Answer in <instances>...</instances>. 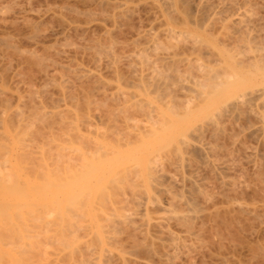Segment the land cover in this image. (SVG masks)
Returning a JSON list of instances; mask_svg holds the SVG:
<instances>
[{
	"label": "rangeland",
	"instance_id": "1",
	"mask_svg": "<svg viewBox=\"0 0 264 264\" xmlns=\"http://www.w3.org/2000/svg\"><path fill=\"white\" fill-rule=\"evenodd\" d=\"M98 1L99 0H0V91H1V93L3 92L2 94H0V97L1 96L4 97V99L2 97V100L4 102H5V100L6 101L8 100L6 103L10 104L12 106V109H15L20 104V102H18V95H20V96L23 95V97H24L23 104L21 103V105L23 106L25 104L23 106V108L25 110H27V109L29 110V108H25V107H28V106L30 107L29 101H32L34 98H35L34 100L37 101V102H33V103H36L35 105H37L38 103H40L39 105H41L42 107L46 105L45 106L46 111L48 112L47 113L48 117H46L47 119L44 118L43 120H41V121L39 120L34 124V129L40 130V133H42L44 135V137L47 136L46 134H48V132L51 130L52 127H53L52 128L53 133L61 131L59 128H61V125L63 123L65 124V121H62L63 123L60 122L62 119L66 120L67 124H70V123L74 124L75 130L77 128V125L80 124L82 131H83V130H85L88 123H85L87 125L84 128L81 125V121H83V119L86 120V118H87L86 115L92 116L94 114L96 116L95 118H93L95 121H93V119H90L89 124H90V126L92 124L91 127L97 126L98 129L100 127H103L100 129L102 131L106 127H108V119H107L108 114L107 113H109V111L110 112L113 111V109L118 112L119 108H120V111H123L122 114L119 113L121 116L124 115V116H129V117L131 116V117L137 118V116L140 114V112L138 114L137 110L129 108V107L127 108V114L128 115L126 114V112H125L126 115L123 114L124 113V109H123L124 103L121 102L122 101V98H121L122 94L119 95L116 92V90H117L116 85L117 84H120L121 87H124L126 84L125 88L128 90H130L129 88H131V90H132V87L136 86L138 84L136 86L137 89H136V87L134 88L135 95L136 94H138V95L145 94L146 95V93H148V95L152 98L153 97L159 98V100H161L160 102H162L163 104L166 102H169L171 100V97L173 99H175V97H176L177 100L176 99L174 100V102L176 103L174 105L175 107L173 106L174 109L177 106L179 107V105H181L179 103V102H181V100H186L185 102L187 104L188 98L184 99L185 96L183 94L185 93V91H186L185 88L189 85V83L190 84L193 83V81L189 80V79L193 78L191 75L192 72L189 73L190 71L188 70V73H186L187 70H185L183 68V67H185V60H184V63L180 64V62H176L177 59L175 61H172V59H171L172 56L174 55V53L178 54L179 56L175 55L176 57H174V59L178 58V61L183 60L184 59L183 57H185V58H187V57L188 58L189 57L194 58L195 57L196 58L198 56L199 58H201V60H200L197 57L200 61H202V60L205 61L202 63L207 62V64H208L209 58L212 61V59L214 60V58L217 56L212 57L213 54L211 56L209 54V52L207 53L209 55H207L205 53V51H207L206 48H207L208 44H206V47H205V46H203L204 43L202 45L200 43H197V45H195V43L192 44L193 42H190V40L188 41L186 39L187 37L185 38V36L189 37V35H186V33L183 34L184 33L183 31L185 30L184 27H186L185 31L189 30L191 32L192 30H194V34L203 35L201 33H203V29L205 28L204 26L207 25V26H209V28H207V26H206V29H204V30L208 29L207 32L205 31L206 32L205 35L207 33H210L208 36H211V40H212V38L219 36L220 33H223V32H220L221 31L220 29L223 28V26L221 27V25L224 23V21L230 20V21H228V23L229 22L231 23L228 25L229 29H225V30H227V31L229 30L228 32H231L233 35H237V34L239 35V33H243V35H244V32H245L244 36L241 34L243 36V38H239L242 36L237 37V38H239V40H237L238 41L237 43H236V41H233V42H235L234 43L235 46L237 44H240V49L243 48L242 47L243 44L241 46V43H243V42L239 43V41L241 39H244V41H245V40H247L246 38L249 39V37H250L249 41L251 39H253V41L255 42L254 43L252 40L250 41V42L254 43L253 45H255L256 43H259V42H256L258 40L261 41V43L264 42V0H229V1L228 0H225V1H223V0H205V1L204 0H202V1L184 0L185 4H186V2H187V5L191 4L188 6H185L183 4L184 8L186 7V9H185L186 11L189 9L188 10L189 12H187L189 15L187 13H185L186 11L184 12L182 10V9H184L183 6L181 5V2H183V1L180 2V0H177L178 5H176V6L177 7L180 6L178 8L177 7L173 8L172 6H174V5L169 0L168 1L167 0H125V1L121 0L123 2L127 1L129 5L132 4V5H130L132 7L131 10L127 11V13L125 12V14L123 13L122 14L123 16L121 15L122 17L120 16V14L114 15L115 12L117 14V11L119 13L118 9L123 8V7L118 8L119 5L117 3L121 2L120 0H117L118 2H116V1L114 2V0H111V1L105 0L104 2H106V4L104 2H103L104 4H102V3L100 4V2L98 3ZM221 1H223V2H221ZM168 2H170V5ZM108 3H110V4H108ZM113 3H115L118 6L115 7ZM221 3L222 4L224 3V5H226V6L224 7V5H223V7L222 6L220 7V5H222ZM228 3H230L231 5ZM199 4H201V5H199ZM227 4L229 7L227 6ZM249 4H252V5H249ZM262 4H263V6H262ZM195 5H199L202 8L201 7L195 8L196 7ZM107 6H109V7H107ZM190 6H191V8H190ZM187 7H189V8H187ZM115 9H116V11L113 12ZM208 10H209V12H208ZM168 13L172 14L171 16L175 17V18H172L171 16H169ZM175 14H176V16H175ZM246 14L248 16H244L245 18L244 17L243 18L246 20L247 18H250L249 17V15H250L252 18V19L250 18V20H252L253 22L249 23L247 21L249 19L244 21V19L242 17H241L242 19L239 17V19L243 20L241 22L242 24H240V25L238 24L240 27H238V25L236 24L237 28L240 29V31L238 29H237L238 32L234 31V30H236L235 24H234L235 29L233 27V23L235 22V19H237V17L239 15L241 16V15H246ZM254 15H255V17H254ZM168 18H170L171 20H169ZM189 18L191 21L188 20ZM214 18H216V19H214ZM232 18H235V19H232ZM211 19L216 20L215 21L216 23L214 21L210 22L209 20H211ZM231 19H232V21H231ZM175 20H176V22H175ZM255 20L258 23V24L256 23L257 26H255V24H254L256 22ZM180 21H181V23H179ZM199 21H201V22H199ZM221 21L223 23H221ZM209 22L211 23L210 25L208 24ZM225 22H227V21H225ZM243 22H247L244 25V27L247 26L246 28H244L245 31H243L244 30L243 29ZM212 23H214V24L212 25ZM262 24H263V26H262ZM223 25H225V24H223ZM231 25H232V27H231ZM250 25H251V27H250ZM198 26L200 29L196 28ZM165 27L166 28L169 27L170 29L172 28L174 30V32L172 30L173 34L176 33V31L179 32L180 30H182L183 33L180 32L181 34L180 33H178V34H180V36L184 37L183 39H186L187 42L184 41V43H183L182 40L180 41L181 37L179 35L178 36L174 35L175 37L172 35L173 36L172 38L174 40L172 42H174V43L170 42L173 47L170 46V43H169L170 40L168 38L171 36L170 34H172V33L168 34L169 37H167L168 36L167 33L164 35H163V33H161V32H164L161 30L164 29ZM230 27L233 28L231 30L234 32L230 31ZM261 27H262V30H260ZM148 29H150V30L148 31ZM170 29H169V31H170ZM175 29H176V31H175ZM196 29H199V30H196ZM246 29H248V31ZM107 30H108V32L112 31L111 33L109 32L110 33V35H109L110 39L106 38L108 36L105 34V32L107 34H109L107 32ZM254 30H255V33H254ZM227 31H224V32H227ZM144 32L145 33L146 32L147 33L152 32L154 34H155V32H156V34L158 33L157 38L158 39L160 38L159 42L162 40L161 42L164 43V45H163L157 41L158 42L157 45L155 44L157 46V48H155L154 51H152V49H150V48L148 49L149 53H147V51H146V54L148 56V59L146 60V62L150 61L152 56H153V59L155 57L158 58V61L157 62L155 61V63L149 62V64H148V62H147L148 65L151 64L150 66L153 65L152 68H154L155 66H157L159 64V66L161 67L160 69L158 68L159 70L167 67V68L162 70V72H165L164 74L166 75L165 76L166 78H163L165 80L161 79L163 81H160L158 83V84H160L162 82L161 83V85H162L163 82H165L166 87L162 86L163 87V89H162V87H160L161 85H159L160 90H158L157 86H155V85H157V83L154 84V86L158 90L159 94L157 92H155L156 89L154 90V88H150L153 85L150 87L148 86L150 89H147V85L149 84V82L146 84L145 88H142L141 84H140L141 85V87H140L139 81H138L139 79L136 77V76H138L137 74L139 73L137 71H139L141 69L140 65H142V68L145 66V64H143L144 63L143 61H142L143 63L140 64L141 63L140 61L142 59L139 57L144 56V58H146V56H145L146 54L140 55V56L138 55V58L140 59V61L138 63H136L137 61L136 62L134 61V60H138V59H135V58L130 59V60H132V62L130 61L132 64H134V62H135L137 65H135V64L131 65L127 59L122 58L123 60L117 61V63L119 62L118 65H117V63H116V66L114 65L116 68L113 69L114 66L113 65L111 66L110 69H113V70H110L109 69L110 66H108L109 63L112 62L111 57L108 58V56H111L112 52H115L117 55L121 56L123 53H124L123 55H125V54L130 53L131 50H135L134 49L135 47L139 48L140 46H143L144 43H143V40L140 39L141 38L140 34L142 35V33H144ZM165 35H167V36H165ZM247 35L248 36L250 35V36L247 37ZM252 35H253V37H252ZM255 35L258 37L261 36V38H260L261 40L259 38H257L258 39L257 40ZM165 37H167V39ZM220 37H222V36H220ZM172 38H171V40H172ZM208 38H210V37H208ZM254 38H255V40H254ZM91 39H94L96 42L93 43L94 40H91ZM97 39L101 40V43L103 40L105 42L108 40H112L111 42H113V41L114 42H113V46L111 48L112 52L108 51L109 53H107L108 54L107 55L106 53H103V51L105 52V50H102V53H101L102 59H100V61H98V62H94L91 59V54L94 51L96 52V50H94V48L96 47L94 44L99 42L97 47L99 49H101L99 47L100 41H97ZM176 39H178V41H180L178 46H177L178 41H176ZM215 39L216 38H214V40H212V41L216 42V45H218L217 41H218V39L221 41V39L219 37H217V39H216L217 41ZM262 39H263V41H262ZM86 40L88 41V44H87ZM166 40H168L167 41L168 44H167V42H165ZM104 41H103V43H105ZM82 42H83V44H82ZM188 42H190L191 44H189ZM231 42H229V43H231ZM90 43L93 44V45L91 44L93 49L90 48ZM226 43H220L218 46L220 47V45L222 44L223 47L221 45V48H224L226 50L228 48H230V50H231L233 48L232 46H234V45H231L232 43L231 44L228 43L229 45H227ZM158 44H160V45H158ZM224 44L226 45V47L228 46V48L224 47ZM251 44H250V46H253ZM137 45H140V46H137ZM230 45L232 48L230 47ZM162 46L165 47V49ZM167 46H169L168 47L169 49L167 48ZM210 46H209V48H210ZM98 48H97V51L99 52ZM153 48H154V46H153ZM209 48H207L208 51H210ZM257 48H260V47L257 46ZM235 49H234V51H236ZM237 49L239 50L238 45H237ZM244 49H246V48L244 47ZM162 50H163V52H162ZM100 52H101V50H100ZM199 52H200V54H199ZM115 53L112 54L113 55L112 58L116 55ZM243 53H246V52H243ZM150 55H152V56L149 57ZM89 56H90V58H89ZM161 56H163V57H161ZM44 57L46 60L44 59ZM41 58H43V59H41ZM39 59L43 60V62L39 61ZM47 61H49V62L47 63ZM144 61H145V59H144ZM215 61L213 63L212 62H209V63L216 64V62L218 60L216 62ZM171 62H173V63L175 62L176 66H177V64L179 65L176 67L178 69V71H180L182 69L185 70V71L180 72V74H179L182 76L181 73H184V74L186 73V76L184 75V78L179 79L178 78L179 75L176 77L175 74H178V72L177 73H175V71L169 72V69H171L169 64H171ZM167 63H169V64H167ZM173 63H172V65H173ZM138 64H140L139 65L140 68H137ZM154 64H157V65L154 66ZM110 65H111V63H110ZM130 65H131V67H130ZM69 66L71 68L73 67V69H71ZM173 66H175V65H173ZM173 66H172V68H173ZM47 67L49 68V70L47 69ZM82 67H83V69H84V67L86 69L96 68L97 71L102 76L101 78L103 80V84H102V82L100 83L99 78H96L95 76H93V77L92 76L91 77H85L84 76L85 77L84 78V77L78 76L77 73H74L77 70L82 69ZM147 67H144V69L146 70ZM134 68L135 69L137 68L138 70L137 69L134 70ZM117 69H118V71H117ZM151 69H148V71H150ZM67 70H69V71H67ZM53 71L54 72L57 71L60 74L63 73L65 75L69 76V78H70V81H68L69 84L67 83V90H68L67 93L68 94H66V95H68V96H66V98L64 97V99L61 96L62 95L61 90L59 89L56 82L54 83V82L49 81L50 83H48V81H47L48 78L45 79V77H49V75H55V76L58 75L57 72L54 73ZM47 72H50V73H47ZM136 72H137V74H136ZM170 73H171V75H170ZM193 73H196V71ZM73 74L76 76V78L73 76ZM187 74L191 77L189 78ZM147 76H149V75H147ZM168 76L170 79L168 78ZM185 77H187V79ZM174 79H177V80L174 81ZM185 79H186V82L189 80V82H187L188 85L186 82H184ZM96 80H98V81H96ZM124 80L126 81V83ZM133 80L134 81L136 80L135 82H138V83L136 84L135 82H133ZM104 81H106V83ZM130 81H131V83H130ZM46 82H47V84H44ZM181 82H182V85L180 84ZM260 82H262V81H260ZM263 82H264V80H263ZM94 83H96V84H94ZM165 83H164V86H165ZM257 83H258V81L256 82V84ZM129 84H131V85H129ZM256 84L253 87H257ZM149 85H151V84H149ZM183 85H185V87ZM29 86H31V87H29ZM260 86H262L261 83H260ZM41 87H42V89H41ZM182 87L185 90H183ZM192 87L194 88V86H192ZM192 87L191 88L187 87V89L190 88V90L192 91L193 90ZM28 88H31V89L36 88L33 90H41L40 93H42V91H43L46 93V95L44 93H42L41 95L38 93L37 96L35 94L34 95L35 97H31V98H33L32 100L31 99L28 100L29 96H27L28 92H26L29 90ZM92 88H94V89H92ZM125 88H123V89H125ZM168 88L170 89V91ZM259 88L260 87H258V89ZM254 89H256V88H254ZM140 90H142L143 93H141L142 91H140ZM194 91H195V89H194ZM194 91H192V92H194ZM166 92H167V94L170 93L171 96L165 95ZM239 92H240L239 95H241V91H239ZM187 93H188V97H189L190 92H186L185 94H187ZM197 93H199V92L197 91ZM191 94L192 93H190V95ZM158 95H160V96H158ZM174 95H176V96H174ZM198 95L199 94L193 96L194 98L196 97L195 101H197ZM166 96L170 97V98H167ZM162 97L165 98V100H167V99L168 100L165 101V100H163ZM193 97H192V95L190 96V98H193ZM200 97H202V96H200ZM117 98H121V99H117ZM194 98L192 101H194ZM202 98L205 100V97H202ZM240 98H241V96H240ZM240 98H239V100H240ZM254 99H255V97H254ZM2 100L0 98V105L2 103H4ZM25 100H27V101H25ZM39 100H40V102H39ZM204 100H202V101L204 102ZM208 100H205V101L208 102ZM243 100L245 102H243ZM243 100L241 98L242 104L245 103V105L243 104L244 107L241 104H239L243 107V111H242L241 107L239 108V105H237V106L233 105L234 108H232L231 107L232 105H230V104L232 103L231 101H233V100H230V98L229 99L227 98L225 101L222 100V102L223 101H224V103L227 102V104L232 109L229 110L228 109L229 106L227 107V104L220 103L219 104L220 113H219V111H217L218 109L216 110L215 108H212V109L210 108V110L208 109V111H206V113H205V111H203L204 113L201 111L202 114H201V112H199V110L202 107L203 102L201 104L200 103L201 101L198 100L199 103L201 104L200 105L201 107L199 106L198 112H196L197 110L195 111L197 114H195V113L191 114L194 117L190 115V119H188L189 117H187L185 119V120L188 119L187 122L185 120L183 121V122H186V125H184L185 123L182 124L184 126L183 129H185V132L183 130V133L178 134L177 139H176L177 145L181 146L182 143H180V142L182 141L183 144L185 143L186 146L188 145L187 146L188 149H187V147L185 148V145H182V149H180V153L176 154L178 156V159H177V156L173 154L174 151L171 153H169L167 151L159 153L160 154L159 162L161 163L160 167H162L164 171L166 170L165 171L166 173H164L163 171H162L163 172L162 174H161V172L158 173L159 180H158L157 176H155L156 178H154L153 181H150V180H148L149 178L147 177V174L145 172H141L140 174H137L135 177L129 179L128 181H126V180L122 181L120 179V181H122L123 183L122 182L114 183V186H116V187H114V186L113 187L117 189V190H114L115 193L116 194L120 193V195L122 194V196H120L121 198L124 196L122 198L123 203L121 202V205H123V207H122L123 209H121L120 212L123 213V215L126 217H129L131 214V217H129V219L128 218L126 219V217H125L126 220L124 221V223L122 222L121 225H120L121 221H119L120 223L116 222L118 225L116 224L117 226L115 225V227L112 229L113 231L111 230L113 233V237L115 236L116 238L114 237L110 241H107L108 243H106V244L110 243L111 246L108 247L104 243L105 241L104 242L99 241L101 244L99 243V245H97L98 240L95 236L96 234L95 235L91 234V236L95 237V239H96L95 240L94 237L92 239V237L89 234H87L86 231H82V232L80 231V232H78L79 234L77 233L79 236L78 240H77V242H78L77 244H79L80 246L85 244L83 242H86V241L90 242V240H93L92 243H94V244H92V243L91 244L96 245V247L98 246L97 247L98 252L103 247H104V249L108 248L107 250L112 251V253H109V254L107 253L104 256L106 258H102L101 261L97 260L98 263H97V261L95 262V259H94V261L92 259V261L95 264L96 263L97 264H146V263L147 264H161V263L164 264V261L165 262L167 261L165 259V257H168V256L171 259V260H169V262L167 261L169 264H264V142H263L264 141V139H263L264 138V123H263L264 117H262V114L264 112V105L261 104L262 102L261 103L259 102L263 106V107H261L263 109V112H262L261 111L262 109L260 108L261 105H259V103H258V101L261 99L258 100V98H257V101H256V100H253V98L252 99L251 98L250 99L249 98L244 99V97H243ZM250 100H253V101L249 102ZM177 101H179L178 105H177ZM174 102H173V104H174ZM207 102H206V104H207ZM169 103H166V104H169ZM181 103H183V102H181ZM190 103H192V102L190 101ZM190 103H188V105ZM195 103H197V102H195ZM194 104H191L192 107ZM222 104H223V106H222ZM258 105H259V107H257ZM11 106H10V108H11ZM22 106H21V108H22ZM62 106H64V107H62ZM196 106H198V105H196ZM196 106L194 107V109L196 108ZM182 107H183V105L181 106V108H179V110L182 109ZM236 108H238V109H236ZM54 109L55 110L57 109V111L63 110V111H61V113L63 114V117L59 118L58 116L55 117L53 114H51V115H53L52 117H55V119L52 118L51 115L49 114V112H50V110L52 112L55 111ZM125 109H126V107H125ZM221 109H222V111H221ZM227 109L229 112L227 111ZM249 109H251L250 110L251 112H249ZM258 110L261 111L262 113L260 114V112ZM117 112H114V113H117ZM211 112H212V114H211ZM213 112H215V113H213ZM253 112H254V114H251ZM217 113H219V114H217ZM237 113L238 114L240 113V114L238 115ZM76 114H77V116L79 115V119L76 116ZM140 115L138 116V118L140 117ZM205 115L207 118H205ZM210 115H212V116H210ZM75 116H76V118H75ZM80 116H82V117H80ZM121 116L117 117V119L120 117V119H118L120 121H122L121 119H123V117H124L123 116L121 118ZM101 117L103 119H101ZM76 119L79 121H76ZM195 119H196L197 124L195 123ZM200 120H201V122H200ZM211 120L218 121L217 123L220 125V127L217 126V124ZM189 121L190 122L193 121L195 123V125H197V126L201 125L204 127H202V128H201V126L198 127L200 129V131L197 129L196 131H199V132L196 133L195 131H193V130H195V129H193V128H195L194 127L195 125H193V123H189ZM224 121H225V123H224ZM259 121H260V123H259ZM11 122H14V124L16 123L14 117H13V119L11 118ZM38 122H41L43 125L41 123L39 124ZM54 122H55V124H54ZM122 122L123 123L121 126L124 127L125 126L124 120ZM213 122L216 124V128L217 127L220 128V130H218L221 132L220 134L219 133L217 134V132H218L217 129H219V128H217V129L214 128L215 125ZM221 122H223V123L220 124ZM253 123L255 124L254 126H253ZM120 124H121V122H120ZM142 124H144V123L142 122ZM210 124L212 126H210ZM46 126H50L51 128L46 127ZM197 126H196V128H197ZM230 127H231V129H230ZM203 128H205V129L203 130ZM53 129H55V130L57 129L59 131L55 132V130H53ZM191 129H193V130H191ZM213 129L216 130L215 131L216 133L213 131ZM221 129L223 132L221 131ZM228 131L230 132V134L228 133ZM187 132H189V133H187ZM192 132H195V133H192ZM59 133H56V135ZM231 133H233V134H231ZM69 134H70V132L69 133L66 132L64 135V136H66L65 138L64 137L61 138L62 135L60 136L61 139L59 137L58 138L60 139V141L63 142L64 140H62V139L66 140V138ZM70 136L72 137L73 140L69 139V138H71ZM70 136L68 139H69V141L71 140L72 143L74 144V140H75L73 138L74 135H70ZM181 138H183V139H181ZM209 138H211V139H209ZM234 138H236V140ZM54 139L48 140V142L50 143L51 146L56 147L57 144L62 143L59 140H57V138H56V140L58 142ZM68 139H67V141H68ZM179 139H181V140L179 141ZM43 141L47 142V140H43ZM76 141H77V139H76ZM76 141H75V143H76ZM193 142L196 143L197 146ZM78 143H77V145H78ZM176 144H175V147H176ZM74 145H76V144H74ZM199 145H200V147H199ZM210 146H213L214 148L216 147L217 149L215 148V151L213 152V151H211L212 147H210ZM175 147H173V148L175 149ZM48 148H46V149L48 150ZM179 148H181V147H179ZM192 148H193V150H192ZM214 148H213V150H214ZM221 148H222V150H221ZM255 148H256V150H255ZM50 150L52 152V150H53L52 147ZM54 150H55V148H54ZM262 153H263V155H262ZM165 154H166V156H165ZM171 156H175V157H172L174 162L173 161L169 162V159L172 160ZM182 157H184L183 158V160H184L183 164L181 163ZM249 157H251V158H249ZM197 158H199V159H197ZM226 159L231 161L234 165L232 163L227 164L229 161ZM186 160L187 161L189 160V161L187 162ZM224 160H226V161H224ZM177 161H180V163L178 162L179 164H177ZM233 161H235V162H233ZM221 162H226V165L229 167V169L226 165L221 164ZM175 166H176V169L174 170ZM230 166H232L233 168L230 169L231 168ZM159 174L161 176H159ZM164 174L166 175V177H164L165 176ZM168 174H170L171 176L174 175L173 176L174 179L168 180V179H170V177H168ZM175 176H176V178H175ZM226 178L227 179L230 178L229 180H231L232 178L237 179V184L234 186H231V185L226 186L227 184L224 183L225 182L224 180L227 181ZM220 179H222V180L220 181ZM136 180H137V182H136ZM141 181H142V183H141ZM158 181L160 182V185H159ZM183 181H184V183H183ZM152 182H154V184L156 186L153 185ZM179 182H181V183H179ZM239 182L241 184H239ZM223 183H224V185H223ZM118 184H120V185H118ZM139 184H141V186ZM193 185H194V187H193ZM152 186H154V188ZM167 186L169 188H172V189H168ZM235 186H236V188H235ZM146 187H147V189H146ZM131 188H132V190H130ZM162 188H164L165 190ZM198 188H200V189H198ZM118 189H121V190L119 191ZM134 189L136 190L135 192H134ZM143 189H145L146 192H144ZM161 189H162V191H166V192H162ZM150 191H151V193H150ZM204 191L206 193L208 192L207 194H209V195L212 194L214 196L211 195L210 197H208L209 200L207 198L205 199L204 198L205 194H203ZM130 192H132V194H130ZM200 192H201V194H200ZM133 193H134V195H133ZM136 193H138V194H136ZM139 193L141 195H139ZM233 193H235V194H233ZM149 194L151 196H153L151 198L155 199L154 202L152 201L153 204L151 201H150L151 203L147 204L148 196H150ZM182 194H183V196H182ZM125 195H126V197L128 196L126 199H125ZM143 195H144V198L147 197V199H143ZM145 195H147V196L145 197ZM174 195H176L177 197ZM171 196L174 198L176 197L175 198V201H176L175 206H176V204H178L176 209L177 208H179L180 210L182 209V211H184V213L186 215L188 214L189 210L191 211L187 215V218L189 216V218H188L189 223H188V221H187V223L189 225L192 224L194 226V227L190 226L192 229L194 228L195 231L197 229L200 232V233H198V234H200V236H198V238H199L198 242L199 243L195 242L194 243L196 245L195 247H191L187 251L182 250L180 248L179 249L177 248V249H175V252H174V250L172 251V253L175 255L170 253L173 256H170L168 254L169 252L167 253V250H168L167 248L169 245V244L167 245V242L169 240V239H167V236L163 232L162 233L164 235H161L162 234L161 231H159L160 233L157 232L158 230H155L157 228H155L153 225L151 228V222H154L153 218L155 219L156 216L167 218L170 215V213L167 211V205H166L167 203H165V202L167 199H169L168 197L171 198ZM132 197L136 198L137 202L135 201L134 198L132 199ZM186 199H187V201H186ZM151 200H153V199H151ZM117 201H118V199H117ZM177 201H178V203H177ZM134 202L136 204H134ZM124 205H125V207H124ZM163 207H166V210L164 209L165 212H163V210H162ZM130 209H132L133 213ZM158 209H160V210H158ZM168 209H169V206H168ZM148 212H150V213H148ZM124 213L127 215H125ZM196 213H199V214L195 215ZM159 214H160V216H159ZM131 219H133L134 221ZM166 220H167V223L165 222L166 223L165 228L169 227V229L172 232L174 231V233H176V234H178V232L182 233L183 230H182V228H180L181 226H179L176 219L173 220V218H170V219H166ZM128 222H129V224H128ZM130 222L132 224H130ZM146 222H148L150 224V226ZM163 222H164V220H163ZM179 222L182 225V223H181L182 221L180 220ZM170 224H172V225L170 226ZM123 225H126V227ZM138 225H139V227H138ZM112 233L110 232L111 237H112V235H111ZM176 234H175V236H176ZM179 234L177 235L178 238H180V239L182 238L183 240L185 239L186 242L189 238L191 240H193L191 237L186 236V234L184 235V233H182V235L181 234L179 235ZM164 236L166 238H164ZM186 238H187V240H186ZM143 239L145 240V242ZM180 239H178V240H180ZM137 240H138V242H137ZM189 241L190 240H188L187 243H189ZM190 242H193V241H190ZM138 243H139V246L136 245ZM140 244H143L142 245L143 247L141 246L142 248H139L140 250L139 249L137 250V248L140 247ZM95 248H92V249H95ZM47 249L52 250V251H46L47 254H42L40 256V257H48L46 260H50L53 257H55V253L61 254L63 252L68 251V248L63 249L62 247L57 245L56 241L49 243L47 245ZM162 250L164 251V253ZM153 251L155 254L152 253ZM93 252H95V251H93ZM93 252H92V254H94ZM123 252H125V253H123ZM165 252L168 255H164L165 257L162 256L164 259V261H162V258H160V257H161V254L162 253L165 254ZM76 254H77V256L79 255L78 252L75 253V255ZM110 254H111V256H110ZM107 255H109V256H107ZM94 256H93V258H94ZM67 260H68L67 258L63 259V257H62L60 264H67V262H68ZM93 262H92V264H94ZM148 262H151V263H148ZM2 264H6V262H4ZM89 264H91V263H89ZM165 264H167V263H165Z\"/></svg>",
	"mask_w": 264,
	"mask_h": 264
},
{
	"label": "bare ground",
	"instance_id": "2",
	"mask_svg": "<svg viewBox=\"0 0 264 264\" xmlns=\"http://www.w3.org/2000/svg\"><path fill=\"white\" fill-rule=\"evenodd\" d=\"M104 1L105 0H99L98 3L100 2V4L101 3L102 4H104V3L106 4V2H104ZM108 1H111V0H108ZM115 1L118 2L117 0H114V2ZM169 1L174 5V6H172L173 8L174 7L175 8L177 7L176 6V5H178L177 4V0H169ZM181 1L184 2V0H180V2ZM187 1H189V0H187ZM199 1H202V0H199ZM223 1H225V0H223ZM223 1H221V2H223ZM170 2H168L169 5H170ZM183 2H181V5L182 6H183V4L185 6L191 5V4H188L187 5V2H186V4H185V2L184 3ZM108 4H110V3H108ZM113 4H114L115 7L119 5L118 8L119 7H123L121 9H118L119 10V13L117 11V14L115 12L116 11V9H115L113 11V12H115L114 15L120 14V16H121L123 13L124 14H125V12L127 13V11H130L131 8H132L130 6L132 4L129 5L127 1L126 2H123V1L118 2L117 3L118 5H116L115 3H113ZM228 4H230V3H228ZM228 4H227V6H228ZM199 5H201V4H199ZM199 5H195L196 6L195 8H197V7L200 8L201 6H199ZM223 5H224V3L222 5H220V7L221 6L223 7ZM249 5H252V4H249ZM225 6L226 5H224V7ZM262 6H263V4H262ZM107 7H109V6H107ZM178 7H180V6H178ZM183 8H184V6H183ZM187 8H189V7H187ZM190 8H191V6H190ZM185 9H186V7L184 9H182V10L185 12L186 11ZM188 10L185 13L189 12ZM208 12H209V10H208ZM171 15L172 14H169V16H171ZM175 16H176V14H175ZM244 16H248V15L247 14L246 15H241V16L239 15L237 17V19L232 18V19H235V22L233 21L234 22L233 23V27H234V24L235 25L236 24L237 25L238 24L239 25L242 24L241 22L243 20H241V19ZM239 17L240 18L242 17V18L239 19ZM249 17L251 18L250 15H249ZM254 17H255V15H254ZM170 18H168V19L171 20L172 18H175V17H172L171 19ZM250 18H247L249 20H247V19L246 20L249 23H252L253 21L250 20ZM214 19H216V18H214ZM232 19H231V21H232ZM188 20H190V18ZM246 20L244 19V21H246ZM181 21L179 23H181ZM209 21L210 22L211 21L212 22L213 21L215 22L216 20H212L211 19ZM225 21H227V22H225ZM225 21H224V23L221 21V23L225 24V25L222 24L221 27L223 26V28L220 29L221 30L220 32H223V33H220L221 35L219 34V36H217V37H219L221 39V41L219 39L217 41L216 40L217 37H214V38H216L215 40L218 42L217 44L219 45L220 43H226L227 42L226 44L229 45L233 41H236V43H237L238 42L237 40H239V38H243V36L245 35V32H244V35H243V33H239V35L238 34L237 35H233L231 32H228L229 30L228 31L225 30V29H229V26L228 25L231 24V23L230 22L228 23V21H230V20H225ZM175 22H176V20H175ZM199 22H201V21H199ZM210 22L208 23L209 25L211 24ZM246 23L247 22H243V29L247 27V26L244 27V25ZM256 23H257V21L254 23L255 26H257ZM213 24L214 23H212V25ZM237 25L235 26L236 27V30H234V31H237L238 32V30L240 31V29L237 28ZM239 25H238V27H240ZM206 26H204L205 27L204 29H206ZM262 26H263V24H262ZM231 27H232V25H231ZM231 27H230V31H232L231 29H233ZM235 27H234V29H235ZM250 27H251V25H250ZM184 28L186 30V27H184ZM196 28H199V26L196 27ZM207 28H209V26H207ZM169 29H170L169 27L168 28L165 27L164 29L161 30V31H164V32H161V33H163V35L166 34V33H167V35L170 34V33H172V30L173 29L172 28L170 29L171 32L169 31ZM199 29H196V30H199ZM204 29H203V33H201L203 35L194 34V30H192L191 32L189 30H188L189 32L184 30L183 31L184 33H183L182 30H180L178 32V31H176V29H175L176 33L170 34L171 35L170 37L172 38L174 35H177V36L179 35L180 36L181 33H183V34L186 33V35H189V37L188 36H185V38L187 37L186 39L188 41L190 40V42H193L192 44L195 43V45H197V43H200L202 45L204 43L205 45L203 44V46H205V47H206V44H208L207 45V48H209V46L211 45L212 47L210 46V48H209L210 51H208V49L206 48L207 51H205V53L207 54L209 52V54L211 56L213 54L212 57L217 56V57H215L216 59L214 58V60L212 59V61L209 58L210 61L208 60V64H207V62L206 63H202V62H205V61H203V60L200 61L201 58H199L198 56L197 57L200 60L197 57L196 58L195 57L194 58H190V57L188 58L186 56L187 58L183 57L184 58L183 60L178 61V58H175L174 59V57H176L175 55H178V54H175L174 53V55L171 58L172 61H175L177 59L176 62H180V64L181 63H184V60H185V67L186 68L185 67H183V68L185 70H187L186 73H188V70L190 71L189 73L192 72L191 75H192L193 78H191L189 80L193 81V83L190 81L192 84L189 83V85H190L189 86L188 83H187V82H189V80L186 82L187 77H185L186 79H185L184 82L187 83V85H188L187 87H190L191 88L192 86H194V88L192 87V89H193L192 91H194V89H195L196 92L194 91L195 92L194 93V92H192L190 90V88L187 89V87H186L185 88L186 89L185 93L186 92L192 93L191 94L192 97L194 95L199 94L198 95V98H197V101H195V98L196 97L195 98L193 97L194 98V101L197 102V103H195L194 101H192L193 98H190V96H191L190 93H189V97H188V93L187 94L184 93L183 95L186 97V98L184 97V99H187L188 98V100H187L188 103H190V101L192 103H190L188 105V103L186 104V102H185L186 100H181V102H183V103L177 101V105L179 103L181 105H179V107L176 105L177 107L175 109H174V107H175L174 105L176 103L174 102V100L175 99L177 100L176 97H175V99H173L171 97V100L172 101L169 99L170 100L169 102L171 104L169 102H166V103H169V104H166V103L163 104L162 102H160L161 100H159V98H154V97L152 98V97H150L148 95V93H146V95L145 94H143V95L136 94L137 95L136 96L135 95L134 88L138 85L137 84L138 82H135L136 80L135 81L133 80V82H135L137 85L136 86H133L134 85L133 84L132 85L133 87L131 86L132 87V90H131V88H129L130 90L126 89L125 88L126 84H125V86L123 85L124 87H121L120 84H117L116 85V89H117L116 92L119 95H121V94L123 95V96L121 95V98H122V101L121 102L124 103V105L121 103L123 105V109H124V113L123 114H125V112L127 114V108L129 107V108H132V109L137 110L138 111V114L140 112L141 115L139 114L140 115L139 118H138V116H139L138 114H137L138 115L137 118L136 117H131V116L130 117L129 116H124V115L121 116L120 114H122L123 111H120V108H119V111L120 112L119 111L117 112V111H115L113 109V111H111V112L109 111V113H107L108 114L107 115L108 127H106V128L104 127L105 129L102 130V131L100 129L103 128V127H100L98 129L97 126L91 127L92 124H91V126L89 124L90 123V119H93V118L96 117L94 114L92 116H90V115L87 116L86 115V117H87L86 120L83 119V121H81V125L84 128L87 125L85 123H88V125L85 128V130H83V131H82V128H81L80 124L77 125V128L75 130V125L74 124H71V123L70 124H67V121L62 119L60 122L65 121V124L62 122L63 124L61 125V128H59L57 126L61 131H59L57 129L56 130L53 129V130H55V132L56 131H59L60 133L59 132H56V133H59V134L56 135V133H53V131H52V128L53 127L51 128L50 126H46V127H50L51 130L48 132V134H46L47 136L44 137V135L42 133H40V130L34 129V124L37 121H39V120L41 121L44 118L48 117L47 116V113L48 112L46 111V107H45L46 105L43 106V107L41 105H39L40 103H38L37 105H35L36 103H33V102H37V101L34 100L35 98L33 99L31 97H35L34 96L35 94L37 96L38 93L40 95L42 93H44L46 95L45 92L42 91V93H40L41 90H33V89H36V88H33V89L28 88L29 90L26 91V92H28L27 93L28 94L27 96H29L28 97V100L29 99H31V100L33 99L34 100V101L33 100L32 101H29L30 107L29 106L28 107H25V108H29V110L28 109L25 110L23 108V106L25 104L23 106L21 105V103L23 104V101H24L23 95L22 96L18 95V102H20V104L15 109H12V106L10 104L6 103L8 100L7 101L5 100V102H4L2 100V97L3 96L0 97L1 100L4 102V103H2L0 105V264H2L4 262H6V264H60V262L62 260V257H63V259H65V258L68 259L67 260L68 261L67 264H89V263L92 264V262L94 261V259H95V262H96L97 260H100L101 261L102 258H106L104 256L107 253L108 254L109 253H112V251L107 250L108 248L107 249L105 248L106 249L105 250L104 247H103L98 252V250H97V247L98 246L96 247V245H92V244H94V243H92L93 240H90V242H87V241L86 242H83L85 244L84 245H81V246L79 244H77L78 243L77 240H78V237H79L78 236V234H79L78 232H80V231L81 232L82 231H86V233L89 234L90 236H91V234H94V235L96 234L95 236H96V238L98 240L97 241L98 243L96 242L97 245H99L100 242H104V241H105L104 243L106 244V243H108L107 241H110L112 238L115 237V236L113 237V233H112L113 230L112 229L115 227V225L117 223H120L119 221H121L120 225L122 224V222L124 223V221L127 218L129 219V217H131V214H130L129 217H126V216L123 215V213L120 212V210L123 209L122 208L123 205H121V202L123 201L122 198L124 196L121 198L120 196H122V194L120 195V193H117V194L115 193L114 190H117V189L114 188V187H116V186H114V183L122 182L124 180L128 181L129 179L135 177L137 174H140L141 172H145L147 174V177L149 178L148 180H150V181H153V179L156 178L155 176H157V178H158V173H160V172H161V174L163 172L166 173L165 172L166 170L164 171L163 168L160 167L161 166V163L159 162V159H160L159 158L160 157V154L159 153L164 152V151H167L169 153H171V152L174 151L173 152L174 155L180 153V149H182V145H185V143L183 144V142L181 141L180 143H182V145L179 142L178 143L181 146L177 145L176 144L177 136L180 133L182 134L183 133V130L185 132V129H183L184 126L182 124L185 123L184 125H186L187 120L190 119V115L191 114H194V113L197 114L196 112H198L199 106L202 104V102H203L202 100H204L202 97H205V100H208L209 99L208 102L204 100L202 107L200 106L201 108H200L199 112L205 111V113H206V111H208V109L210 110V108L211 109L212 108H215L216 110L218 109L217 111H219V113H220L219 104L220 103L227 104V102L224 103V101L227 98L228 99L230 98V100H233V101H231L232 103L230 104V105H232L231 106L232 108H234L233 105L234 106H237L239 104H241L244 107L245 103H243L244 104L243 105L242 104V101H241V98L243 100V97H244V99L245 98H249V99L250 98L251 99L253 98V100H256V101H257V98H258V100L261 99V100L258 101V103L259 102L260 103L262 102L261 104L264 105V85H263L264 84V82H263V80H264V44L263 43L264 42L261 43V41H259L257 39V38L260 39L261 36L258 37V36L255 35L256 36V39L258 40L256 42H259L260 44L259 43H256L257 45L256 44L253 45L255 42L253 41V39H251V40L254 43L250 42L251 41V40L249 41V39H250L249 36L250 35L249 36L247 35V37H249V39L245 37L247 40L244 41V39H241L239 41V43L240 42H243V43H241V46L243 44V46H242L243 48L240 49V44H237L238 45V48H239V50H238L237 49V45L235 46L234 45L235 42H233L231 45H234L235 47L232 46L233 47L232 48L231 45H230V47L233 49V50L231 49L232 50L231 51L230 48H228V46L226 47L225 44H224V47L228 48L227 50L224 49V48H221V45L222 44L220 45V47L218 45H216V42L212 41V40H214V38H212V40H211V36H208L210 33H207L205 35V33L208 31V29L207 30H204ZM149 30L150 29H148V31ZM246 30L248 31V29H246ZM260 30H262V27H261ZM224 31H227V32H224ZM234 31H232V32H234ZM243 31H245V29ZM107 32H108V30H107ZM152 32H148V33L147 32L146 33L144 32V33H142V35L139 33L140 34V37H141L140 39H142L143 40V43H144L143 44L141 42L143 44V46H140L141 44L140 45H137V46H140V47L139 48H136L135 47L134 48L135 50H131L132 52L130 51V53L125 54V55H123L124 54L123 53L121 56L120 55H117L115 52H112L111 51V48L113 46V42L114 41L111 42L112 40H108V41L105 42L103 40L105 43H103V41H102V43H103L102 44L101 43V40H98L97 39V41H100V46L99 47L101 49H99L97 47L98 44H99V42L96 43L97 45L94 44L96 46L95 47L96 49L94 48V50H96V52L94 51L91 54V59L94 62H98V61H100V59H102V57H101L102 50H105V52L103 51V53H106V54L109 53V52H112L111 53V56H108V58L111 57V60H112V62H110L111 60L109 61L111 63V65H110V63L108 65V66H110L109 67V69H110L112 65L113 66L114 65L116 66L117 61H121L123 59H127L128 62L131 65H134V64L137 65L136 63H138L140 61L139 58H141L142 60L140 61L141 62L140 64H142L144 62L143 63V64H145L144 67H147V66L148 67L145 70L144 67L142 68V65L138 64V67L137 68H140L141 67V69L139 71H137L139 73L137 74V72H136V74L138 75L136 77L139 79V80L137 79L139 81V85L141 84L142 85V88H145L146 84L149 82V84H151V85L148 84L147 85V89L154 88V90H155L156 89L155 86H157V89L160 90L159 89V85H161L162 82L160 84H158V83L160 81L165 80L163 78H166L165 77L166 75L164 74L165 72H162V70L165 69V68H167V67L159 70L161 67L159 66L158 63H157L158 65L157 64H154V66L157 65V66H155L156 68L155 67L152 68L153 65L150 66L151 64L148 65L149 62L150 63H155V61L156 62L158 61V58L155 57L153 59V56L152 55L149 56V57H151V56L152 57H151V60L150 61H147L148 64L146 62V60L148 59V56L146 54V51H147V53H149L148 52V49L149 48L152 49V51H154V49L157 48L156 45H157V43L159 42V39H160V38L159 39L157 38V36H158L157 34L158 33L156 34V32H155V34H154ZM173 32H174V30H173ZM110 33L107 34L105 32V34L108 37H109ZM178 33H180V34H178ZM254 33H255V30H254ZM167 35H165V36H167ZM207 36L210 37V38H208ZM220 36H222V37H220ZM238 36H242V37L237 38ZM108 37H106V38L107 39H110V37L109 38ZM167 37H169V35ZM167 37H165V38L167 39ZM170 37L168 38L170 40L169 43L172 42V41H174L173 38L171 40ZM180 37L182 38V39L180 38V41L182 40L183 43H184V41L187 42L186 39H183L184 37H182V36H180ZM252 37H253V35H252ZM91 40H94V39H91ZM254 40H255V38H254ZM161 41L159 43H161V44L164 45V43H162ZM167 41L168 40H166L165 42H167ZM176 41H178V39H176ZM180 41H178L177 46H178V44H179ZM262 41H263V39H262ZM95 42L96 41L94 40L93 43H95ZM190 42H188V43L191 44ZM229 42H231V43H229ZM172 43H174V42H172ZM82 44H83V42H82ZM87 44H88V41H87ZM91 44L92 43H90V48L93 49L92 48V45L93 44L92 45ZM167 44H168V42H167ZM250 44L253 45V46H250ZM158 45H160V44H158ZM153 46H154V48H153ZM170 46H172L171 43H170ZM257 46L260 47V48H257ZM168 47L169 46H167V48ZM222 47H223V45H222ZM244 47L246 49H244ZM97 48H98L99 52L97 51ZM163 48L165 49V47H163ZM234 49L236 51H234ZM100 50H101V52H100ZM162 52H163V50H162ZM243 52H246V53H243ZM113 53L116 54V55L114 54L115 55L113 57L114 59L112 58V56H113L112 54ZM199 54H200V52H199ZM209 54H207V55H209ZM138 55L139 56L140 55H145L146 58H144V56L138 58ZM161 57H163V56H161ZM89 58H90V56H89ZM131 58H135V59H138V60H134L135 62L136 61L137 62L136 63L134 62V64H132L131 63L132 60H130ZM41 59H43V58H41ZM44 59H45V57H44ZM144 59H145V61H144ZM215 60L216 61L218 60L217 61L218 63ZM39 61H42L43 62V60H40V59H39ZM214 61L216 62V64H212ZM48 62L49 61H47V63ZM209 62H212V63H209ZM118 63H117V65H118ZM172 63L173 62H171V64L167 63V64H169V66L171 68V69H169V72H172V71H175V73L178 72V74H175L174 73L176 75V77L180 74V72L185 71L184 69L178 71V69L176 67L179 66V65L177 64V66H176V64L174 62L173 65H175V66H173ZM131 65H130V67H131ZM139 65H140V67H139ZM115 66L113 67V69L116 68ZM172 66H173V68H172ZM48 67H47V69L49 70ZM71 69H73V67ZM113 69H110V70H113ZM136 69L134 68V70H136ZM148 69H151V70L148 71ZM69 70H67V71H69ZM117 71H118V69H117ZM195 71H196V73H193ZM56 72H54V73H56ZM47 73H50V72H47ZM74 73H77L78 76H80V77H84V76L85 77H91V76L93 77V76H95L96 78H99V80H100L99 82L100 83L102 82V84H103V80L101 78L102 76L97 71L96 68H94V69H86L84 67V69H83V67H82V69H79V70H77ZM186 73L185 74L184 73H181L183 77L181 75H179L178 78L179 79L184 78V75L186 76ZM147 75H149V76H147ZM170 75H171V73H170ZM73 76L76 78V76L74 74H73ZM188 77L190 78L191 76L188 75ZM46 78H48L47 79L48 83H50V82H54L55 83L56 82V84L58 85L59 89L61 90V94H62L61 96H62L63 99H64V97L66 98V96H68L66 94H68L67 93V91H68L67 90V83H68V81H70L69 76H67V75H65L63 73H61V74L58 73L57 76H55V75H49V77H45V79ZM168 78H169V76H168ZM161 79H163V80H161ZM175 80H177V79H174V81ZM96 81H98V80H96ZM257 81H258L259 84L258 83L256 84ZM260 81H262L263 83L260 82ZM104 82L106 83V81H104ZM125 83H126V81H125ZM130 83H131V81H130ZM156 83H157V85L154 86V84H156ZM164 83L165 82H163V84L160 87H162V86L163 87H166V83H165V86H164ZM260 83L262 84V86H260ZM44 84H47V82L44 83ZM94 84H96V83H94ZM180 84L182 85V82ZM255 84L257 85V87H253ZM129 85H131V84H129ZM141 85H140V87H141ZM148 86L149 87L152 86V87L149 88ZM183 86L185 87V85H183ZM29 87H31V86H29ZM163 87H162V89H163ZM258 87H260V88L258 89ZM123 88H125V89H123ZM254 88H256V89H254ZM41 89H42V87H41ZM92 89H94V88H92ZM136 89H137V87H136ZM157 89H156L155 92L158 93V90ZM185 89L183 88V90H185ZM140 91H142V90H140ZM169 91H170V89H169ZM197 91L199 93H197ZM239 91H241V95H239L240 94ZM2 93L0 91V94H2ZM141 93H143V91ZM165 95L171 96L170 93L167 94V92H166ZM158 96H160V95H158ZM174 96H176V95H174ZM200 96H202V97H200ZM240 96H241V98H240ZM254 97H255V99H254ZM121 98H117V99H121ZM167 98H170V97H167ZM239 98H240V100H239ZM3 99H4V97H3ZM163 100H165V98H163ZM167 100H165V101H167ZM198 100L201 101L200 102L201 104L199 103ZM222 100H224V101L222 102ZM253 100H250L249 102H252ZM25 101H27V100H25ZM39 102H40V100H39ZM173 102H174V104H173ZM206 102H207V104H206ZM243 102H245V101L243 100ZM260 103H259V105H261ZM191 104H194L193 107H192ZM223 104H222V106H223ZM20 105L22 106V108H21ZM182 105H183L182 109L179 110V108H181ZM196 105H198V106H196ZM241 105H239V108L241 107V109L243 111V107ZM259 105L257 107H259ZM262 105L260 106V108L263 107ZM10 106H11V108H10ZM64 106H62V107H64ZM195 106H196V108L194 109ZM228 106L229 105L227 104V107ZM125 107H126V109H125ZM231 107L229 106L228 109L229 110L232 109ZM228 109H227V111H228ZM236 109H238V108H236ZM250 110L251 109H249V112H251ZM56 111H57V109L55 111H53V112L50 110L49 114L50 115L53 114L55 117L58 116L59 118H62L63 117V114L61 113V111H63V110H61V111L59 110L57 112ZM221 111H222V109H221ZM261 111L263 112V109ZM261 111H259L260 114L262 113ZM114 112H117L118 114L117 113H114ZM202 112H201V114H202ZM213 113H215V112H213ZM219 113H217V114H219ZM211 114H212V112H211ZM251 114H254V112L251 113ZM53 115H51V117ZM76 116H77V114H76ZM76 116H75V118H76ZM118 116H121V118L124 116L123 119H121L122 121L124 120V123H125V126L123 125L124 127L121 126L123 122L120 121V120H118V119H120V117L117 119ZM191 116H193V115H191ZM210 116H212V115H210ZM13 117L15 118V122H16L15 124H14V122H11V118L13 119ZM55 117H52V118L55 119ZM77 117L79 119V115ZM80 117H82V116H80ZM187 117H189V118L187 120H185ZM262 117H264V112L262 114ZM205 118H207L206 115H205ZM101 119H103V118L101 117ZM184 120L186 122H183ZM76 121H79V120L76 119ZM93 121H95V120L93 119ZM119 121L121 122V124H120ZM211 121H214L217 124V126L220 127V125L217 123L218 121H216V120H211ZM142 122L144 124H142ZM200 122H201V120H200ZM38 123L40 124L41 122H38ZM189 123H193V125H195L196 119H195V123L193 121L192 122L189 121ZM215 123H214V125H215L214 128H216V124ZM222 123L223 122H221L220 124H222ZM224 123H225V121H224ZM259 123H260V121H259ZM54 124H55V122H54ZM254 125L255 124L253 123V126ZM196 126L197 125H195L194 126L195 128H193L195 130H193V129H191V130H193V131H195L197 133V132L200 131V129L198 127H200L201 125L200 126H197V128H196ZM210 126H212V125L210 124ZM202 127H204V126H201V128ZM219 127H217V128H219ZM197 129L199 131H196ZM204 129L205 128H203V130ZM230 129H231V127H230ZM218 130H220V128L217 129V131ZM213 131L215 132L216 130L213 129ZM221 131H222V129H221ZM66 132L67 133L70 132V134L67 136L66 140L65 139H62L64 141L63 142L60 141L61 138H63V137L65 138L66 137V136H64ZM195 132H192V133H195ZM187 133H189V132H187ZM218 133L220 134L221 132L218 131L217 134ZM228 133L230 134L229 131H228ZM231 134H233V133H231ZM61 135H62V137L60 138ZM70 135H74L73 136V138L75 139L74 140V144H76V145H74L72 143L71 140H73V139H72V137ZM69 136L71 138H69ZM56 138H57V140H59L62 143L57 144L56 147L51 146L50 143L48 142V140L49 139L56 140ZM68 138L71 139V140L69 141ZM67 139H68V141H67ZM76 139H77V141H76ZM181 139H183V138H181ZM181 139H179V141ZM209 139H211V138H209ZM234 139L236 140V138H234ZM43 140H47V142L46 141H43ZM75 141H76V143H75ZM77 143H78V145H77ZM175 144H176V147H175ZM194 144H196V143H194ZM178 146L181 147V148H179ZM187 146L185 145V148ZM196 146H197V144H196ZM51 147H52L53 150L55 148V150L54 151L52 150V152L50 150ZM173 147H175V149ZM199 147H200V145H199ZM210 147H212L211 148L212 149L211 151L214 152L216 147L215 148L213 146H210ZM46 148H48V150ZM213 148H214V150H213ZM187 149H188V147H187ZM192 150H193V148H192ZM221 150H222V148H221ZM255 150H256V148H255ZM262 155H263V153H262ZM165 156H166V154H165ZM172 157H175V156H171V159H172ZM183 158L184 157H182V160H181L182 161L181 162L182 164H183V161H184ZM249 158H251V157H249ZM177 159H178V156H177ZM197 159H199V158H197ZM226 160H228V159H226ZM226 160H224V161H226ZM170 161L172 162L173 159L172 160L169 159V162ZM178 162L180 163V161H177V164H179ZM233 162H235V161H233ZM229 163L231 164L232 162L229 161L227 164H229ZM221 164L226 165V162H221ZM176 166H175L174 170L176 169ZM230 167H231L230 169L233 168L232 166H230ZM228 169H229V167H228ZM159 176H161V175L159 174ZM173 176L174 175L171 176L170 174H168V177H170V179H168V180L174 179ZM164 177H166V175ZM175 178H176V176H175ZM120 179L122 181H120ZM229 179H227V181L224 180L225 181L224 183L227 184L226 186H228V185L234 186V185L237 184V179H233V178H232L233 180L232 179L229 180ZM158 180H159V178H158ZM221 180L222 179H220V181ZM136 182H137V180H136ZM141 183H142V181H141ZM152 183H153V185H155L154 182H152ZM179 183H181V182H179ZM183 183H184V181H183ZM224 183H223V185H224ZM239 184H241V183L239 182ZM118 185H120V184H118ZM139 185L141 186V184H139ZM159 185H160V182H159ZM152 187L154 188V186H152ZM193 187H194V185H193ZM235 188H236V186H235ZM146 189H147V187H146ZM162 189H164V188H162ZM162 189H161V191H162ZM168 189H172V188H169L168 187ZM198 189H200V188H198ZM118 190L120 191L121 189H118ZM130 190H132V188ZM143 190H144V192H146L145 189H143ZM135 191L136 190L134 189V192ZM162 192H166V191H162ZM204 192H203V194H205L204 195L205 196L204 198L205 199L207 198L209 200L208 197H210L212 194L209 195V194H207L208 192L207 193L206 192L204 193ZM150 193H151V191H150ZM130 194H132V192H130ZM136 194H138V193H136ZM200 194H201V192H200ZM233 194H235V193H233ZM133 195H134V193H133ZM139 195H141V194L139 193ZM146 196L147 195H145V197ZM174 196H176V195H174ZM182 196H183V194H182ZM212 196H214V195H212ZM127 197L125 195V199ZM151 197H153V196H151V195L148 196V202H147V204L148 203H151L152 201L154 202L155 199L154 198H151ZM133 198L134 197H132V199ZM168 198L169 199H167L165 203H167L166 204L167 205V211L170 213V215L167 218L157 217V216H156L157 218L156 217H155V219L153 218L154 222H151V228H152V225H153L155 228H157V229H155V230H158L157 232L161 231V233L163 232L167 236V239H169V240H168V242L167 241L166 242H167V245L168 244L169 245H168V248H167L168 250L166 248L165 249L167 250V253L169 252L168 254L170 256H173L175 254H173L172 251L174 250V252H175V249H177V248L178 249L180 248L182 250H186L187 251V250H189V248L195 247L196 245L194 243L195 242L199 243L198 242V239H199L198 236H200V234H198V233H200V232L197 229H196V231L194 230V228L192 229L190 227V226L194 227L192 224L191 225L188 224L189 223V221H188L189 220L188 219L189 216L187 218V215L191 211L189 210L188 214L186 215L184 213V211H182V209L181 210L179 208L176 209V207H177L178 204H176V206H175L176 201H175V198L174 197L171 196V198L170 197H168ZM117 199H118V201H117ZM134 199L136 201V198H134ZM143 199H147V197L144 198V195H143ZM151 199H153V200H151ZM186 201H187V199H186ZM153 202H152V204H153ZM177 203H178V201H177ZM134 204H136V203L134 202ZM168 206H169V209H168ZM124 207H125V205H124ZM164 209L166 210V207H163V209H162L163 212H165ZM130 210L132 211V209H130ZM158 210H160V209H158ZM132 213H133V211H132ZM148 213H150V212H148ZM197 214H199V213H196L195 215H197ZM125 215H127V214H125ZM159 216H160V214H159ZM125 217H126V219H125ZM170 218H173V220L176 219V221L178 222L179 226H181L180 228H182V230H183V231L181 230L182 233H184V235L186 234V236H188V237H191L193 240H191L190 238L188 240L193 241V242H190L189 241V243H187L188 242L187 238H186L187 242L185 241V239L183 240L182 238L181 239L178 238L177 235L180 232H178V234H176V233H174V231L172 232L169 229V227L168 228L166 227L167 229L165 228V224L167 223V220L166 219H170ZM177 219L179 221L180 220L182 221L181 222L182 225L180 224V222ZM131 220H133V219H131ZM163 220H164V222H163ZM187 221H188V223H187ZM146 223H148V222H146ZM128 224H129V222H128ZM130 224H132V223L130 222ZM171 225L172 224H170V226ZM123 226L126 227V225H123ZM149 226H150V224H149ZM138 227H139V225H138ZM110 232L112 233L111 234L112 237L110 236ZM163 233L161 235H164ZM182 233H180V234L182 235ZM175 234H176V236H175ZM91 237L93 239L94 236H91ZM164 238H166V237L164 236ZM94 239H95V237H94ZM178 239H180V240H178ZM55 241H56V244L59 245L60 247H62L63 249L64 248H68V251L63 252L61 254H56L55 253V257H53L50 260H46L48 257H40L42 254H47L46 251H52V250H48L47 249V245L49 243H52V242H55ZM137 242H138V240H137ZM144 242H145V240H144ZM109 244H106V245L109 247V246H111V244L110 245ZM136 245L139 246V243L136 244ZM142 245L143 244H140V247H138L137 250L139 248H142L143 247ZM92 248H95V249H92ZM93 251H95V252H93ZM77 252L79 253L78 256H77V254L75 255V253H77ZM92 252L94 254H92ZM123 253H125V252H123ZM152 253H154V251ZM163 253H164V251H163ZM163 253L161 254V257H160V258H162V261H164V259H163V257H165L164 255H168L166 252H165V254H163ZM170 253H172L173 255H171ZM93 256H94V258H93ZM107 256H109V255H107ZM110 256H111V254H110ZM168 257H165V259L169 262V260H171V259H170V257L169 258ZM92 259H93V261H92ZM167 261L166 262L164 261V264L165 263L169 264ZM97 263H98V261H97ZM148 263H151V262H148ZM161 264H163V263H161Z\"/></svg>",
	"mask_w": 264,
	"mask_h": 264
}]
</instances>
